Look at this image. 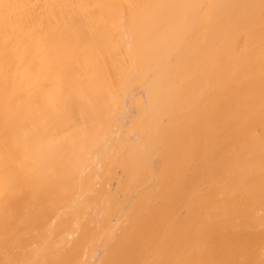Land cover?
<instances>
[{"label":"bare ground","instance_id":"obj_1","mask_svg":"<svg viewBox=\"0 0 264 264\" xmlns=\"http://www.w3.org/2000/svg\"><path fill=\"white\" fill-rule=\"evenodd\" d=\"M0 264H264V0H0Z\"/></svg>","mask_w":264,"mask_h":264}]
</instances>
